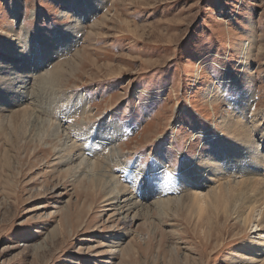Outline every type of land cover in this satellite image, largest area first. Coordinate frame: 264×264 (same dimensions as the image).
<instances>
[{
	"label": "rangeland",
	"instance_id": "374dc122",
	"mask_svg": "<svg viewBox=\"0 0 264 264\" xmlns=\"http://www.w3.org/2000/svg\"><path fill=\"white\" fill-rule=\"evenodd\" d=\"M18 1L0 0V67L13 63L2 34L7 28L20 34V43L24 31L37 47L45 39L60 43L64 57L39 70L32 60L40 53L22 56L31 71H16L35 88L28 103L48 117L50 109L58 111L52 117L82 157L103 160L139 202L207 191L187 173L191 165L202 166L200 158L217 163L226 156L235 163L230 143H239L219 124L228 114H240L243 105L245 118L258 119L264 131V0H105V7L94 0ZM20 3L25 28L11 14ZM77 52L79 62L72 59ZM70 60L77 66L68 87L48 89L35 103L48 73ZM211 88L217 89L215 103L205 97ZM5 125L0 264H252L248 248L258 246L261 235L254 225L233 226V218L223 216V203L165 218L155 211L142 214L127 233L113 209L74 182L54 154L26 146ZM256 133L252 137L263 146ZM95 146L98 154L89 150ZM115 151L118 162L112 160ZM260 168L264 176V163ZM232 175H221V186L241 181L240 174ZM117 243L116 253H109ZM261 259L254 264H263Z\"/></svg>",
	"mask_w": 264,
	"mask_h": 264
},
{
	"label": "bare ground",
	"instance_id": "6f19581e",
	"mask_svg": "<svg viewBox=\"0 0 264 264\" xmlns=\"http://www.w3.org/2000/svg\"><path fill=\"white\" fill-rule=\"evenodd\" d=\"M94 1L97 2V6L105 7L107 0ZM17 2L19 1L17 0ZM90 3L89 11L87 10L88 13L94 8V6H92V1ZM24 13L21 3L20 5L16 4L11 13L13 18L16 19V24L19 25V23H21V28H25V23L22 21L25 16ZM105 18H107V15H104L102 20ZM79 23H82V20ZM97 24L95 27H98ZM80 26V28L83 29V26ZM78 31L79 29L77 28V32ZM2 34L8 36L6 43L11 54L10 60L13 61V63L8 65V67H0L1 75H3L2 77L0 76V82L2 84L0 86V115L3 113L2 118L0 117V124H6L12 132L17 134L20 141L26 146H34V149H39L42 153L49 155L54 154L59 164L68 168L67 172H69L71 177H74V182L80 180L82 184L87 186L94 197L103 200L106 203V207L113 209L115 215L122 219L121 222L127 233L132 230L133 225L139 220L142 214L149 215L152 211H155L157 215H159L158 217L165 218L169 217L171 213H177L180 209H192L194 206L203 208V205L209 203L214 204L219 201V203H223L222 211L224 212V218L226 220L233 218L235 221L233 226L241 225L242 227L247 228L250 225H254V227H256V231L261 235L258 239L260 244L252 249L248 248V253H254V259H252L251 262L252 264L258 261L259 257H262L261 260L264 264V181L262 180L264 176L261 173L262 167L260 168V165L262 166L264 163V152L262 153L261 151L262 148H264V131L263 128L257 126L255 123L258 119L254 121L251 119V123L249 121L250 118L246 119V115L249 113H246L245 105H243L240 114H228L223 122L219 124V126L221 125L220 127H222L221 129L223 132L231 135L232 139L239 143V146L230 143L232 153H234L233 158L235 159V163L229 164L230 161L226 156L222 159L220 158L221 160L217 163L212 159L200 158L199 163H202V166L199 164L196 166L194 164L191 165V168L188 167L190 169L186 178L191 177V183L206 187L207 191L203 192L198 189H193L187 190V195L184 193L185 197L182 194L183 197H171L168 199L165 197L163 200H160V198V201H154L153 204L139 202L137 197H134L132 193L129 192L130 188L119 183L116 177L108 171L103 164V160L95 162L82 157L83 151L80 146H75L71 143L72 141L67 134L68 132L66 133V130L62 128L60 124H57L52 117V115L54 116L58 111L56 112L55 109H50V116L48 117L46 113L40 112L39 109H32V102L30 100L31 103H28L27 97L28 95L33 96L29 93L35 88L34 86H31L32 81H29L28 78H26L27 76H20L16 71L17 69L31 71V67L27 66L21 60L23 58L22 56H26V53L34 58L36 53H40L35 60H32L36 67L33 70H39L43 64H47L46 66H48L54 60L64 57V54H60V43L56 42V40L51 41L45 39V42L43 43L44 46L37 47L32 39L33 37H31L27 31H24L25 42L23 43H20L18 36L20 34H14V31L11 28L5 29ZM77 54L79 53L77 52L72 59L79 62V60L75 58L77 57ZM248 54L246 56H248ZM28 58L30 57L28 56ZM72 61L73 60H70L61 65L59 64V66L54 68L53 72L48 73L47 77L44 78L45 80L43 81V84L36 90L37 94L34 95L35 103L36 100L39 102L38 98H40V94L48 89L53 92L56 89L62 90L64 87H68L67 85H69L70 81L69 76H73L76 70L75 67L77 66H72L75 63ZM216 90V88H211L207 91V94L205 93L206 99L210 100L211 103L217 102V97H215ZM84 110L85 114L89 111H87V109ZM88 116L89 118L91 117L90 114H88ZM255 130H257L258 133H256ZM252 133L260 135L258 138L263 140V142L261 141L263 146L262 144H259V141H257L255 137H252ZM102 144L105 145L103 142ZM96 148L97 147L95 146L93 149L91 148L89 150H93L96 153ZM77 152H81V155L78 156L76 154ZM232 153L228 155H233ZM96 154H98V152ZM119 159V154L115 151L112 160L118 162ZM210 171L221 174L217 177L214 176V179L212 176H209ZM223 174L227 176L230 174V179H232V174L237 176L240 174L242 179L240 182H235L234 186H221L220 182L222 179L220 180L219 178H221V175ZM261 176L263 177L261 178ZM224 179L226 180V178ZM185 180L187 182V179ZM208 181L209 185H207ZM219 184L222 188H219ZM215 185H218L216 186L217 188ZM135 188L133 187V189ZM132 214L133 216L131 217ZM210 221H212V219H210ZM119 246L120 244L118 243L117 245L113 244L108 246L109 253H116ZM243 257L247 260H250L251 258L250 256H245V254Z\"/></svg>",
	"mask_w": 264,
	"mask_h": 264
}]
</instances>
